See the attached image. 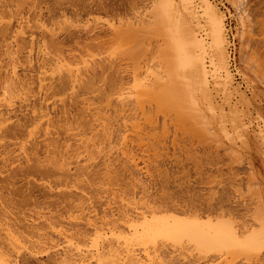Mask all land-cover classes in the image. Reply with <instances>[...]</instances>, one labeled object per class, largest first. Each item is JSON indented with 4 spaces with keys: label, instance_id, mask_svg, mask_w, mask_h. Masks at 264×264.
Here are the masks:
<instances>
[{
    "label": "rangeland",
    "instance_id": "374dc122",
    "mask_svg": "<svg viewBox=\"0 0 264 264\" xmlns=\"http://www.w3.org/2000/svg\"><path fill=\"white\" fill-rule=\"evenodd\" d=\"M81 4L91 11L87 6L89 12L77 15ZM0 9V111L16 116L8 125L28 127L18 140L0 141V228L18 223L21 230L6 241L12 264L106 263L92 256L107 243L123 247L126 238L105 227L93 244L94 227L121 213L135 216L150 202L191 204L197 213L210 205L220 213L211 224L226 244L206 249L190 235L168 232L142 244L134 238L128 243L139 264H264V0H0ZM175 20L201 44L191 47L205 69L201 85L185 55L184 70L166 65L173 40L188 47ZM214 24L222 26L223 67L215 57ZM172 75L183 81L172 83L184 88L178 89L184 94L174 88L176 94H190L194 108L180 94L168 104ZM152 83L161 85L156 96ZM53 147L62 155L58 169L48 178L28 173ZM153 243L160 255L147 259L142 249Z\"/></svg>",
    "mask_w": 264,
    "mask_h": 264
},
{
    "label": "bare ground",
    "instance_id": "6f19581e",
    "mask_svg": "<svg viewBox=\"0 0 264 264\" xmlns=\"http://www.w3.org/2000/svg\"><path fill=\"white\" fill-rule=\"evenodd\" d=\"M85 2V1H84ZM182 2H189V0H182ZM207 2V1H206ZM33 3V2H32ZM82 4H83V2H81ZM88 3V2H87ZM192 3V2H191ZM4 4V3H3ZM81 4V5H82ZM96 4V3H95ZM184 4H186V3H184ZM206 4V3H205ZM101 6H102V4H100ZM88 6V7H87ZM82 5L81 7H80V9L78 10V8L76 7V10L74 9V11L76 12V11H78L77 13V15H80L79 13H87V12H89V11H91V9H90V7H89V5ZM6 7V6H5ZM29 7V6H28ZM62 7V6H61ZM89 8L88 10L89 11H87V8ZM184 7V6H183ZM59 8V7H58ZM203 8V7H202ZM187 9L189 10L190 8H188L187 7ZM186 9V10H187ZM1 10V9H0ZM63 10H65L64 8H63ZM102 10H103V8H102ZM104 11V10H103ZM65 12V11H64ZM75 12H74V14H75ZM193 12V11H192ZM203 12V11H202ZM193 13H196V12H193ZM12 15V14H11ZM53 15V14H52ZM218 15V14H217ZM1 16V15H0ZM75 16H76V14H75ZM78 17V16H77ZM180 15H179V18H178V22H180L179 20H180ZM182 19V18H181ZM54 21V20H53ZM182 22V21H181ZM63 23V22H62ZM173 23V22H172ZM185 23V22H184ZM175 24H176V26H175V28H176V32H177V29H178V33L180 34V35H182L181 37L185 40V44H186V46H188V47H186V48H184V49H180V47L178 48V46H177V41L175 42L174 40H173V43L171 44V47H170V52H169V54L168 55H170L171 56V60H168L169 61V63H167L166 65H168V64H170V63H172L173 64V66L175 67V69L177 68L178 70H180V69H182V70H184V68H185V62L187 61L186 59H190V61H187V62H191L190 64H194V69L193 70H195V72L200 76L199 77V79H197L196 78V76H195V73H193V71L191 70V76L193 77V78H195V80L197 79L198 80V82H200V85H201V80H200V78L201 77H203V82H204V71H205V69H203V66H202V62H201V58H196V56L197 55H195V53L193 52L194 51V49L193 48H191V47H201V44H200V42L197 40V38L195 37V35L192 33L193 31L192 30H189V27L188 26H186L185 24L183 25L182 23H180V25H179V23H177L176 22V20H175ZM9 25V24H8ZM162 25V24H161ZM183 26V27H181V30H180V26ZM0 27H3V26H1L0 25ZM160 27V26H159ZM60 28V27H59ZM0 29H2V28H0ZM4 29V28H3ZM84 29H86V28H84ZM45 30V29H44ZM80 30V29H79ZM91 30V29H90ZM5 31H7V30H5ZM18 31H20V30H17V32ZM60 31H61V29H60ZM92 31V30H91ZM175 31V30H174ZM192 31V32H191ZM182 32V33H181ZM51 33V32H50ZM49 33V34H50ZM87 33V32H86ZM104 33V32H103ZM18 34V33H17ZM176 34V33H175ZM3 35H5L4 34V30H3ZM52 35V34H51ZM50 36V35H49ZM104 36V35H103ZM110 36V35H109ZM170 36V35H169ZM51 37V36H50ZM98 37V36H97ZM105 37V36H104ZM92 38V37H91ZM182 38H180L181 40H182ZM76 39V38H75ZM90 39V38H89ZM96 39V38H95ZM105 39V38H104ZM177 39V38H176ZM179 39V38H178ZM213 39H214V52H215V57H216V61H217V64H218V66H220V67H223V66H225V55H224V47H223V36H222V26L221 25H218V24H214V31H213ZM32 40V39H31ZM94 40V39H93ZM14 41H15V39H14ZM23 41V40H22ZM55 41V40H54ZM77 41V40H76ZM87 41V40H86ZM90 41V40H89ZM108 41V40H107ZM183 41V40H182ZM49 42H51V41H48V43ZM96 42H97V40H96ZM178 42H179V40H178ZM42 43V42H41ZM84 43V42H83ZM98 43V42H97ZM96 43V44H97ZM29 44H30V42H29ZM43 44V43H42ZM85 44V43H84ZM45 45V44H44ZM49 45V44H48ZM53 45H55V44H52V46ZM87 45V44H86ZM183 45H184V43H183ZM183 45H182V47H183ZM18 46H19V44H18ZM22 46V45H21ZM47 46V45H46ZM16 48H17V45H16ZM20 48V47H19ZM22 48H23V46H22ZM191 48V49H190ZM200 49V48H199ZM198 49V50H199ZM55 50V49H54ZM168 50V51H169ZM53 51V50H52ZM164 51V50H163ZM165 51H166V48H165ZM168 51H166V52H168ZM166 52H164V54H163V56H167L165 53ZM52 54H54V52L52 53ZM184 55H185V57H186V59H185V57H184ZM72 57V56H71ZM56 58V57H55ZM62 58V57H61ZM65 58V57H64ZM166 58V57H165ZM63 59V58H62ZM48 59L46 58V61H47ZM81 60V59H80ZM167 60V59H166ZM165 60V61H166ZM214 60V59H213ZM44 61V60H43ZM94 61V60H93ZM49 62V61H48ZM28 63V62H27ZM60 63V62H59ZM62 63V62H61ZM172 64H170L171 66H172ZM42 65V64H41ZM58 65V64H57ZM191 67V66H190ZM69 69V68H68ZM173 67H172V71H173ZM67 70V69H66ZM170 70H171V68H170ZM178 70H176V72L178 73V75H179V77H180V71H178ZM204 70V71H203ZM168 71V70H167ZM13 74V73H12ZM61 74V73H60ZM68 74V73H67ZM153 74V73H152ZM152 74H150V75H152ZM5 75V74H4ZM206 75V74H205ZM70 76V75H69ZM5 77V76H4ZM162 77V76H161ZM176 77V76H175ZM178 77V76H177ZM178 77V78H179ZM17 78V77H16ZM155 79L157 78V76H155L154 77ZM153 78V79H154ZM159 78V77H158ZM166 78H167V76H166ZM171 78V77H170ZM65 79V78H64ZM173 79V80H172ZM176 80H177V78H175ZM174 78H173V75H172V78L170 79V81H167V82H170V84L172 85V83L175 81V83L174 84H178V83H181L180 84V86H182V83H183V81L182 80H178L179 82L178 83H176V80H175ZM180 79H182V77L180 78ZM18 80V79H17ZM72 80V79H71ZM158 79H156V81H157ZM171 80H172V82H171ZM196 80V81H197ZM200 80V81H199ZM59 81V80H58ZM145 81V80H144ZM148 81V80H147ZM158 81H161V80H158ZM165 81V80H164ZM163 81V82H164ZM182 81V82H181ZM8 82V81H7ZM135 82H137V81H135ZM135 82H133V84H134V87H135ZM140 82H142V81H140ZM140 82H137V83H140ZM166 82V84H165V82H164V84H162L163 86H165V88L166 87H168V84L169 83H167ZM197 82V83H198ZM6 83V82H5ZM55 83V82H54ZM60 83H62V84H60V87L59 88H61V86L63 85V82H62V80L60 81ZM155 83V82H154ZM8 84V83H7ZM108 84V83H107ZM157 84H159L158 82L156 83V85L155 84H153L152 83V87L151 88H153V89H155V90H153L154 92H152V94L153 95H157L156 94V92H157V89L161 86H159V87H155V86H157ZM169 84V89L167 88V89H165V90H167L168 92L166 93V91H164L163 89V91L166 93V95H165V97H166V100H167V98H168V101H169V103L168 104H173V102L171 101V98H174V97H176V95L178 94H176V91L179 89L177 86L179 85H176V86H173V89L175 88V89H177V90H173V92L171 91V92H169L170 91V89L172 88V86ZM56 85V84H55ZM138 86L137 87H139V84H137ZM155 85V86H154ZM199 84L197 85V87L198 86H200ZM204 85V84H203ZM11 86V85H10ZM59 86V85H58ZM114 86V85H113ZM155 88H154V87ZM162 86V87H163ZM171 86V87H170ZM179 86V87H180ZM183 86H184V84H183ZM205 86L206 85H204V87L202 88L201 87V89H203L204 91H205V89L207 90V88H205ZM53 87V86H52ZM56 87V86H55ZM133 87V88H134ZM149 87V86H148ZM177 87V88H176ZM40 88V87H39ZM50 88V87H49ZM48 88V89H49ZM145 88V87H144ZM164 88V87H163ZM181 88V87H180ZM205 88V89H204ZM6 89H7V86H6ZM56 88H54V90H55ZM62 89H63V87H62ZM110 89H111V87H110ZM182 89H184V88H182ZM182 89H179V90H182ZM200 89V90H201ZM47 90V89H46ZM50 90V89H49ZM113 90V89H112ZM134 90H135V88H134ZM142 90V89H141ZM159 90V89H158ZM161 90V91H162ZM172 90V89H171ZM177 91V92H181L182 94H184L182 91ZM137 92L139 91L138 89L136 90ZM135 91V92H136ZM144 91V90H143ZM159 91L158 93L160 94L159 96H161L164 92L162 91ZM174 91H175V93H174ZM184 91V90H183ZM204 91H202V92H204ZM109 92V91H108ZM136 92V93H137ZM44 93V92H43ZM140 93H142V91L140 92ZM147 94V91L145 92H143V94ZM149 93V92H148ZM151 93V92H150ZM162 93V94H161ZM168 93H169V97H168ZM176 94L175 96L173 95V97H171L170 96V94ZM108 94V93H107ZM151 94V95H152ZM180 94V93H179ZM178 94V95H179ZM182 94H180L181 95V97L183 98V105H184V102H185V105L188 107V105L191 107V108H194V106H195V102L193 103L192 102V100L191 99H193V98H191V96H190V94H186V95H182ZM203 94V93H202ZM149 95V94H148ZM153 95H152V97H153ZM50 96V95H49ZM120 96V95H119ZM205 96V95H204ZM207 97H205L206 99L205 100H207V98L209 97L208 95H206ZM48 97V96H47ZM135 97V96H134ZM102 98V97H101ZM170 98V99H169ZM177 98H179V100H180V97L178 96ZM135 99H137V98H135ZM153 99V98H152ZM151 99V100H152ZM195 99V98H194ZM111 100V99H110ZM114 100V99H113ZM137 100H139V99H137ZM136 100V104L138 103V102H140V101H137ZM143 100V99H142ZM147 100V99H146ZM145 100V101H146ZM150 100V99H149ZM155 100V99H154ZM179 100H177V101H179ZM102 101V100H101ZM135 101V100H134ZM156 101V100H155ZM208 102L210 101L209 100V98H208V100H207ZM104 102V101H103ZM111 102V101H110ZM147 102H148V100H147ZM151 102V101H150ZM174 102H176L175 100H174ZM180 102V101H179ZM33 103V102H32ZM118 103V102H117ZM158 103V102H157ZM181 103V104H182ZM198 103V102H197ZM211 103V102H210ZM177 104V103H176ZM180 104V103H179ZM212 104V103H211ZM211 104H210V106H211ZM114 105V104H113ZM142 106V104L139 106V107H141ZM161 106V105H160ZM176 107L178 106V104L177 105H175ZM180 107H181V105H179ZM213 106V105H212ZM121 107V106H120ZM190 107H188V108H190ZM22 108V107H21ZM32 108V107H31ZM85 108V107H84ZM111 108V107H110ZM162 109H163V107H161ZM169 108V107H168ZM172 108H174V109H172ZM172 108H169L170 110L172 109V110H179L180 108H175L174 107V105H173V107ZM190 108V109H191ZM165 109V108H164ZM169 109H167V110H169ZM129 110V109H128ZM188 110V109H187ZM35 111V110H34ZM144 111V110H143ZM10 112V111H9ZM9 112H4V113H2L1 111H0V141H2V140H4V138H6V137H9V138H11V139H19V137L20 136H22L23 135V132H25L24 130L25 129H27L28 127H27V125H26V122L24 123V122H22L21 124H19L18 122L17 123H12V124H9L8 125V123L12 120V118L13 117H16L15 115H13L12 113V115H10L9 114ZM176 111H174V113H175ZM180 112V111H179ZM182 112V111H181ZM178 113V112H176L177 114H182V116H180V115H176L177 117H179V118H187V117H190V115L188 116V115H185V117H184V115H183V113ZM32 113H33V111H32ZM35 114V113H34ZM90 114V113H89ZM147 114V113H146ZM149 114V113H148ZM37 115V114H36ZM91 115H92V113H91ZM97 115V114H96ZM142 115V114H141ZM140 115V116H141ZM13 116V117H12ZM25 116V115H24ZM144 116V115H143ZM146 116H149V115H146ZM187 116V117H186ZM88 117V116H87ZM97 117V116H96ZM194 118L196 117V116H193ZM34 118L35 119H37L35 116H34ZM40 118V117H39ZM107 118V117H106ZM197 118V117H196ZM195 118V119H196ZM25 118H23V120H24ZM25 120H27V119H25ZM24 120V121H25ZM31 120V119H30ZM83 120V119H82ZM91 120V119H90ZM136 120V119H135ZM180 120V119H179ZM182 120V119H181ZM17 121H20V120H17ZM33 121V120H32ZM111 121V120H110ZM134 121V120H133ZM132 121V122H133ZM28 122V121H27ZM34 122H35V120H34ZM131 122V123H132ZM151 122V121H150ZM107 123V122H106ZM136 123H137V121H136ZM133 124H134V122H133ZM150 124V123H149ZM5 125V126H4ZM106 125V124H105ZM31 126V125H30ZM80 126V125H79ZM109 126V125H108ZM105 127V126H104ZM81 128V127H80ZM106 128V127H105ZM132 128V127H131ZM84 129V128H83ZM105 130V129H104ZM107 131V130H106ZM118 131V130H117ZM59 133V132H58ZM146 133V132H145ZM53 134V133H52ZM99 134H100V131H99ZM100 135H102V134H100ZM30 136V135H29ZM102 137V136H101ZM104 138V137H103ZM21 139V138H20ZM115 139H117L116 137H115ZM134 139V138H133ZM94 140V139H93ZM141 140V139H140ZM36 142V141H35ZM43 143V142H42ZM56 143V142H55ZM40 144V143H39ZM101 144V143H100ZM45 145V144H44ZM91 145V144H90ZM102 145V144H101ZM50 146V145H49ZM55 147H56V145H54ZM31 147H32V144H31ZM44 147V146H43ZM55 147H53V149L51 150V151H49V150H44V153H46V155H48V156H46V157H44L43 159V161H41V160H39V159H36L37 161H35V163H33L32 165H29L28 166V170H27V172L28 173H30V174H34V175H40L41 177H45V176H47V178L48 177H50V172L51 171H54V170H52V169H58L57 167L58 166H60V161H61V159H60V155H61V152H59L58 150H56V148ZM60 147V146H59ZM34 148V147H33ZM94 148V147H93ZM99 148V147H98ZM34 150V149H33ZM60 150V149H59ZM63 150V149H62ZM35 151H37V150H35ZM31 152H34V151H31ZM33 154H35V153H33ZM32 154V155H33ZM43 154V153H42ZM36 156V155H35ZM34 156V157H35ZM33 157V156H32ZM61 157H62V155H61ZM78 158V157H77ZM28 159V158H27ZM35 159V158H34ZM27 161V160H26ZM31 161V160H30ZM32 162V161H31ZM64 164V163H63ZM106 164V163H105ZM28 165V164H27ZM62 165V164H61ZM62 166H64V165H62ZM55 167V168H54ZM19 169V168H18ZM25 169V168H24ZM65 169V168H64ZM57 171V170H56ZM64 172V171H63ZM78 174V173H77ZM49 175V176H48ZM54 175V174H53ZM26 177H28L27 175H26ZM40 177V178H41ZM159 177V176H158ZM89 178V177H88ZM27 179V178H26ZM25 179V180H26ZM33 179V178H32ZM24 180V181H25ZM39 180V179H38ZM41 180H42V178H41ZM46 180V179H45ZM7 181V180H6ZM46 182V181H45ZM28 185H29V181H27L26 182ZM1 184V183H0ZM179 184V183H178ZM4 185V184H3ZM9 185V184H8ZM26 185V184H25ZM27 186V185H26ZM30 186V185H29ZM131 186V185H130ZM26 190V189H25ZM147 192V191H146ZM164 193V192H163ZM81 194V193H80ZM67 195V194H66ZM147 195V194H146ZM158 195V194H157ZM150 196V195H149ZM160 196H162V194L160 195ZM163 196H166V195H163ZM27 197V196H26ZM29 197V196H28ZM145 197V196H144ZM78 198V197H77ZM147 198H148V196H147ZM154 198V197H153ZM153 198L151 199V200H153ZM156 198V197H155ZM160 198V197H159ZM159 198H157V202L159 201H161V198L159 199ZM162 198H164V197H162ZM168 198H169V196H168ZM28 199V198H27ZM132 199V198H131ZM150 199V198H149ZM159 199V200H158ZM144 200V199H143ZM155 200V199H154ZM166 200V199H165ZM168 200V199H167ZM23 201V200H22ZM43 201V200H42ZM128 201H130V200H128ZM149 201V200H148ZM171 201V200H170ZM177 201V200H176ZM153 202V201H152ZM156 202V201H155ZM161 202H164V201H161ZM166 202V201H165ZM168 202V201H167ZM172 202V201H171ZM178 202H179V200H178ZM38 203V202H37ZM69 203V202H68ZM130 203H132V202H130ZM144 203V202H143ZM147 203V202H146ZM170 203V202H169ZM145 204V203H144ZM150 204H151V202L150 203H148L147 204V206H145L144 207V209L143 210H141L140 212H138V213H136V215L135 216H132V217H130L129 215L127 216V215H125L124 213L122 214L121 213V216L120 215H118V216H120V218L118 219V217H117V219L116 220H114V221H111L110 222V220H108L109 222H104L105 224L104 225H102V226H96V227H94V239L91 241V243H93L94 244V242H95V240L97 241V239L96 238H100V236H102V234H103V232L102 231H104L105 230V227H106V232L107 233H109V235L111 236H113V235H119V237H121V236H124L125 238H126V240L124 241V246L123 247H121L120 245H118L117 243V245L118 246H115L114 244H112V243H107V245H106V247L102 250V251H99V252H97L96 253V255L94 256H92V259H93V257L95 258L96 257V259H97V262L98 261H102V260H104L106 263H104L103 261V263L102 264H139V260L136 258L137 256L134 254L135 253V251L133 250V249H130V247H129V245L131 244V243H128L130 240H133L134 238H136V239H138V242L137 243H141V242H144V243H146L145 241H146V239H148V238H160L161 236H163L164 234H166L167 235V232H168V235L169 236H171V237H173V238H177V237H182V236H184L185 234L186 235H190L192 238H193V240L196 242V244L198 245V246H200V247H204V248H206V249H211V248H215V247H220L221 245H223V244H226V242L224 241V237L222 238L221 237V235H220V233H219V231L216 229V228H214V226L211 224L212 223V221H213V217H214V215L215 214H218V212H216V210L215 211H213V210H210L211 209V206L209 205L208 207H206V208H204L203 210H198V213L196 212L197 210L196 209H198V208H195L194 206H191V207H194V208H191L190 207V205H189V207H187L186 205V207H177V206H174V205H168V204H166V203H161V205L160 206H157V205H153L152 204V206H150ZM155 204V203H154ZM156 204H159V203H156ZM163 204V205H162ZM170 204H172V203H170ZM193 204V203H192ZM1 205V204H0ZM3 205V204H2ZM139 205V204H138ZM205 206H207V205H205ZM36 207V206H35ZM137 207V206H136ZM214 207V206H213ZM212 207V208H213ZM201 208V207H200ZM203 208V207H202ZM2 209V208H1ZM218 209V208H217ZM220 210V209H219ZM137 211V210H136ZM172 211V213H169V212H171ZM127 213V212H126ZM7 214V213H6ZM169 214H176V215H179V216H186V217H188V218H191L192 220L190 221V222H181V220H180V223L179 222H175V218L174 217H172L171 215H169ZM58 215V214H57ZM218 215H220V213L218 214ZM44 217V216H43ZM52 217V216H51ZM219 217V216H218ZM217 217V218H218ZM220 218V220H221V216L219 217ZM13 219V218H12ZM103 220H105V219H103ZM112 220V219H111ZM201 220H205L204 222L203 221H201ZM222 220H224L225 221V219H222ZM184 221V220H183ZM215 221H217V220H215ZM227 221V220H226ZM13 222V221H12ZM11 223V222H10ZM9 223V224H10ZM20 223V222H19ZM45 223V222H44ZM89 223V222H88ZM229 223H230V221H229ZM232 223V222H231ZM8 224V223H7ZM18 224V223H17ZM17 224H10V225H8V227L6 228V229H1L0 228V264H12V259H11V257H12V255H13V251H11L12 249L10 248V247H8V246H10L9 245V242H6V241H9V237H12L13 235H15L16 233V231H17V229L18 230H20L19 228H18V226H17ZM89 224H91V223H89ZM98 224V223H97ZM101 224H103L102 222H101ZM24 226V225H23ZM23 226H20L23 230H26L28 227L26 226V229H25V226L23 227ZM31 226V225H30ZM90 226H92V225H90ZM93 226H95V225H93ZM32 227V226H31ZM236 227V226H235ZM33 228V227H32ZM93 228V227H92ZM251 228V227H250ZM253 229V228H252ZM5 231L6 230V234H4L5 236H2V231ZM22 230V231H23ZM75 230H77V229H75ZM245 230H246V228H245ZM251 230V229H250ZM21 231V230H20ZM19 231V232H20ZM238 231V230H237ZM242 231V230H241ZM240 231V232H241ZM246 231H248V230H246ZM246 231H245V233H246ZM252 231V230H251ZM18 232V233H19ZM25 232H28L27 230L25 231ZM77 232H79L80 234H81V232L82 231H77ZM105 232V231H104ZM84 233V232H83ZM230 233V232H229ZM234 232H232V234H233ZM242 233V232H241ZM244 233V232H243ZM242 233V234H243ZM226 235V234H225ZM239 235V234H238ZM246 235V234H245ZM165 236V235H164ZM114 237V236H113ZM118 237V236H117ZM82 238H84V237H82ZM261 239V238H260ZM145 240V241H144ZM11 241V240H10ZM140 241V242H139ZM6 242V243H5ZM131 242H135V241H131ZM122 243H123V241H122ZM128 243V244H127ZM136 243V244H137ZM160 243H162V242H160ZM159 243V244H160ZM260 243V242H259ZM142 244V243H141ZM228 244V243H227ZM160 246V245H159ZM159 246L156 244V243H153V244H151L148 248L146 247L145 249H142L143 251H144V253H145V256H146V258L147 259H150L151 258V255L152 256H157L158 257V255H160V248H159ZM15 247V246H14ZM141 247V246H140ZM161 247V246H160ZM43 248V247H42ZM90 249V248H89ZM184 249V248H183ZM136 250V249H135ZM96 251H98V250H96ZM201 251V250H200ZM15 255L16 254H18V253H14ZM95 254V253H94ZM197 254V253H196ZM66 256V255H65ZM205 256V255H204ZM18 256H15V258H17ZM195 257V256H194ZM197 257V256H196ZM71 258V257H70ZM198 258V257H197ZM202 258V257H201ZM204 258H206V257H204ZM64 259V258H63ZM158 259V258H157ZM14 261V260H13ZM84 260H83V258L82 259H80L79 260V262H80V264H86V261L85 262H83ZM88 261V260H87ZM121 261V262H120ZM16 262V261H15ZM75 262V261H74ZM96 262V261H95ZM55 263V262H54ZM64 263H66V262H64ZM78 263V262H77ZM163 263V262H162ZM63 264V263H62ZM74 264V263H73ZM76 264V263H75ZM79 264V263H78ZM142 264V263H141ZM186 264H188L187 262H186Z\"/></svg>",
    "mask_w": 264,
    "mask_h": 264
},
{
    "label": "built area",
    "instance_id": "2783aa9c",
    "mask_svg": "<svg viewBox=\"0 0 264 264\" xmlns=\"http://www.w3.org/2000/svg\"><path fill=\"white\" fill-rule=\"evenodd\" d=\"M234 46L232 44V42L229 43L228 45V64L230 67H232L233 63H234Z\"/></svg>",
    "mask_w": 264,
    "mask_h": 264
}]
</instances>
